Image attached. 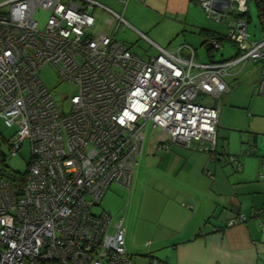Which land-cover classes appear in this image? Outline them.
<instances>
[{"label":"built area","instance_id":"obj_1","mask_svg":"<svg viewBox=\"0 0 264 264\" xmlns=\"http://www.w3.org/2000/svg\"><path fill=\"white\" fill-rule=\"evenodd\" d=\"M193 2L226 27L237 47L230 60L194 63L190 46L169 52L141 35L156 52L143 60L103 31L92 35L94 10L126 25L92 0H0V118L17 128L10 154L24 141L30 150L21 187L0 176V264H130L122 219L112 224L91 209L111 184L129 188L146 126L164 135L155 151L174 144L213 162L219 110L198 97L219 100L228 70L246 62L259 65L256 92L264 95V18L261 38L250 41L247 0ZM37 12L47 14L41 28ZM207 44L217 50L221 42ZM46 65L74 87L62 96L67 108L38 78ZM228 161L241 170L236 157ZM244 220L239 214L227 226Z\"/></svg>","mask_w":264,"mask_h":264},{"label":"rangeland","instance_id":"obj_2","mask_svg":"<svg viewBox=\"0 0 264 264\" xmlns=\"http://www.w3.org/2000/svg\"><path fill=\"white\" fill-rule=\"evenodd\" d=\"M93 1L100 2L99 4L121 15L126 25L117 28L113 26L111 33L116 41L143 60L155 54V49L148 42L150 41L169 52L176 51L181 45H188L195 50L194 63H207L209 59L206 51L209 45H201L206 37L199 35L198 29L211 30L222 36L226 34V27L206 18L201 7L193 1L189 3L188 9L169 14L164 13L166 0H153V3L127 0L124 5L115 0L118 5L116 7H111L102 0ZM247 9V34L250 41H257L262 36V25L253 0H248ZM93 16V36L111 27L107 23L108 16L102 11L94 10ZM46 17L47 14L43 12L35 14L39 28L43 26ZM210 52L211 61L217 62L233 57L237 53V47L222 40L220 48L211 49ZM231 72H235V76ZM228 73L224 81L229 91L219 100L201 96L197 99L200 104L216 105L219 110L213 162H210L208 153L192 152L193 150L169 143V150L182 156L181 161L162 160L163 152L146 155L147 147L163 136L158 129H151L148 124L144 130L141 152L136 157L130 187L126 189L118 184H111L99 206L92 207L93 214L102 211L107 213L112 224L122 219L126 254L133 255L132 264H149L154 257L160 255L162 249L155 248L154 240L169 226L167 214L178 209L180 214L175 217L183 216L178 207L182 199L176 196L175 191H194L200 187V179L196 174L202 175L201 168L204 165L209 187L229 192L246 187L252 190L253 193L249 196L254 197L259 208H264V95L256 92L260 67L257 63L246 62L243 67L230 68ZM38 78L51 91L57 104L60 106L63 103L67 108L68 101H63L62 96L68 97L73 93L74 87L60 82L57 71L52 66L42 67ZM16 129L15 125L7 127L0 118V170L4 164L8 168L6 170L23 173L27 170L30 159L28 141L22 143L14 156L10 154L8 146ZM248 152L250 154H246ZM186 155L191 159H187ZM202 156L206 159L202 160ZM231 157L238 159L240 171L228 161ZM207 184L204 187H208ZM184 206L185 209L191 208L186 201ZM158 264L163 263L158 261Z\"/></svg>","mask_w":264,"mask_h":264},{"label":"crops","instance_id":"obj_3","mask_svg":"<svg viewBox=\"0 0 264 264\" xmlns=\"http://www.w3.org/2000/svg\"><path fill=\"white\" fill-rule=\"evenodd\" d=\"M146 1L153 3V0H144ZM102 2L111 7L118 6L115 0H102ZM190 2L192 1L166 0L164 13L181 12L189 8ZM110 26L104 33L114 38L111 33L113 23ZM235 72L231 74L235 76ZM162 139L164 135L151 143L145 151L146 155H154V146ZM161 155L162 160L165 159L167 162L183 159L182 156L170 150ZM185 157L190 158L188 155ZM201 158L206 159L205 156ZM204 167L205 165L201 168L202 175L196 174L200 179V187L194 191H175L176 196L182 199L178 207L183 216L175 217L180 214L177 212L178 209L167 214L166 221L169 226L154 240L155 248L162 250L160 255L154 258L163 264H264V215L262 217L253 216L255 211L264 210V208H259L254 197L249 196L253 193L252 190L246 187H240L231 192L209 187L206 183L208 182L207 177L203 173V170H206ZM206 184L208 187H204ZM185 201L191 208L185 209ZM169 209L170 207L168 211ZM238 212L244 214L245 222L226 228L225 222ZM124 244H126L125 235ZM128 256L132 264L133 255Z\"/></svg>","mask_w":264,"mask_h":264},{"label":"trees","instance_id":"obj_4","mask_svg":"<svg viewBox=\"0 0 264 264\" xmlns=\"http://www.w3.org/2000/svg\"><path fill=\"white\" fill-rule=\"evenodd\" d=\"M191 1H193V0H191ZM253 1H254V4H255V7H256L257 17H258L260 23H262V19L264 18V0H253ZM247 2H248V0H247ZM197 33H198L199 35H201V36H205V37H206V40L203 41L201 45H204L205 43H207L208 39H210V38H214V39H216V40H218V41H220V42H221L222 40H226V39L224 38V36L220 35V34L217 33V32L211 31V30L198 29V32H197ZM207 38H208V39H207ZM210 50H211V48L209 47V49H207V51H206V52H208V59H209L208 62H215V61H211V52H210ZM231 58H232V57H231ZM231 58H230V59H231ZM230 59H227V60H230ZM227 60H222V61H227ZM258 77H259V76H258ZM257 81H258V80H257ZM256 84H257V83H256ZM216 129H217V127H216ZM188 150H190V149H188ZM167 151H169V146H168V148H167L166 151H160V153H161V152L165 153V152H167ZM155 152H158V151H155ZM138 155H139V154H138ZM226 155H227V154H226ZM213 158H214V157H213ZM213 161H214V159H213ZM1 167H2V168H1V170H0V176H1L2 178L7 179L8 181H10L11 183H14V184H15L16 186H18V187H21V186L24 184L25 177H26V171L23 172V173H19V172H15V171H12V170H6V169H8V168H6V166H5L4 164H2ZM27 167H28V163H27ZM134 168H135V167H134ZM133 172H134V171H133ZM203 173H204V175H206V174H205V173H206V170H203ZM131 180H132V179H131ZM130 185H131V183H130ZM130 185H129V187H130ZM127 189H128V188H127ZM239 214H243V213L238 212V213H236L232 218L228 219V220L225 222V227H226V228H231V227H234V226H237V225H240V224L244 223L245 220H244V222H242V223H240V224H236V225H233V226H227L228 221L231 220V219L236 218V216L239 215ZM243 215H244V214H243ZM253 216H254V214H253ZM244 217H245V216H244ZM206 222H208V220H207ZM152 259H153V258H152ZM153 261H156V262L158 263V261H157L156 259H154ZM153 261H151L149 264H151Z\"/></svg>","mask_w":264,"mask_h":264}]
</instances>
